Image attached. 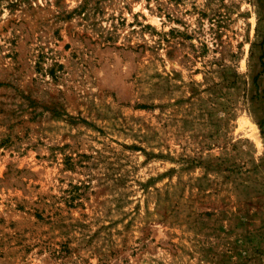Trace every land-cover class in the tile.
<instances>
[{
    "label": "rangeland",
    "instance_id": "rangeland-1",
    "mask_svg": "<svg viewBox=\"0 0 264 264\" xmlns=\"http://www.w3.org/2000/svg\"><path fill=\"white\" fill-rule=\"evenodd\" d=\"M0 264H264V0H0Z\"/></svg>",
    "mask_w": 264,
    "mask_h": 264
}]
</instances>
